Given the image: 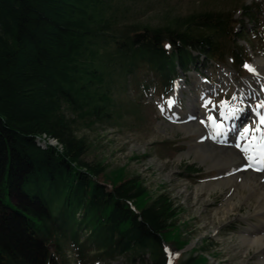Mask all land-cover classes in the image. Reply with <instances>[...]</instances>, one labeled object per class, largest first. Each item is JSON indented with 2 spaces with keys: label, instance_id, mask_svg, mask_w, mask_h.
<instances>
[{
  "label": "trees",
  "instance_id": "trees-1",
  "mask_svg": "<svg viewBox=\"0 0 264 264\" xmlns=\"http://www.w3.org/2000/svg\"><path fill=\"white\" fill-rule=\"evenodd\" d=\"M113 2L0 0V264H69L67 247L79 264H208L170 259L191 244L174 201L123 168L108 175L76 129L109 118L119 80L166 91L184 68L242 57L245 24L211 10L119 26Z\"/></svg>",
  "mask_w": 264,
  "mask_h": 264
},
{
  "label": "rangeland",
  "instance_id": "rangeland-1",
  "mask_svg": "<svg viewBox=\"0 0 264 264\" xmlns=\"http://www.w3.org/2000/svg\"><path fill=\"white\" fill-rule=\"evenodd\" d=\"M113 1L119 26L134 23L166 26L173 24L176 18L211 10L232 11L243 20L245 32L240 31L235 43L242 57L234 59L227 55L221 63H200L184 68L185 73L180 70L179 79L166 91L155 87L146 90L143 84L139 87L129 85L126 89L119 80L113 88L116 104L109 118L91 123L86 122L89 119L79 121L76 132L87 141V158L106 164L108 175L123 168L125 178L140 175L154 194L164 192L174 201L179 211L177 225L182 237L191 243L185 253L171 254L174 263L183 262L200 252L208 264H264V246L248 249L241 239L244 231L264 227V218H246L250 210L254 213L256 198L250 197L249 203L237 205V200L252 193L246 188H238L237 198L232 200L236 205L225 210L230 188L212 191L205 185L214 180L218 168H211L206 158L196 159L194 153L187 155L201 141L198 133L184 131L186 126L176 127L191 120L197 130L207 131L206 124L200 119L201 105L203 112L213 113L234 97L233 89L248 95L246 108L252 109L250 102L255 93H259L256 87L259 80L256 73L250 72L245 65L254 70L259 61H264V0ZM243 5L252 7L247 17L242 14ZM198 67L202 68L203 76L196 71ZM198 80L206 86H203V94L197 90ZM178 85L181 93L177 91ZM177 92L180 96L176 106L172 104L176 108L174 112L168 101H173ZM192 102L200 104L199 107L191 106ZM195 112L199 113L198 117H192ZM182 119L185 121L181 122ZM248 122L249 117L241 124ZM54 139L50 138V141L58 143ZM236 143L237 140L232 138L227 145L236 149ZM204 247L207 250L204 251ZM66 252L69 264H79L72 247H67ZM109 263L129 264L125 256L94 264Z\"/></svg>",
  "mask_w": 264,
  "mask_h": 264
},
{
  "label": "bare ground",
  "instance_id": "bare-ground-1",
  "mask_svg": "<svg viewBox=\"0 0 264 264\" xmlns=\"http://www.w3.org/2000/svg\"><path fill=\"white\" fill-rule=\"evenodd\" d=\"M254 72L256 73L257 79L259 80V84L257 83L258 85H256L259 93H255L254 99L250 102L252 109L249 110L246 108L248 95L243 94L239 91V89H233V92L235 93L234 97L236 99L232 98L230 101L226 102L230 107L242 110L240 113H238L239 119H233L230 117L225 118L227 109L222 107V105L218 107V110L213 111V113H209L207 111L203 112V106L201 105L202 110L200 114L202 116L200 119H202L204 124H206L209 133L208 130H197L191 120H186L184 124L176 127L186 126L183 128L184 131L198 133L197 135L199 136V140L201 141L199 143H196L195 148L191 149L189 153H187V155L194 153L196 159L199 158L200 160H202L206 158L211 164V168H218L217 175L214 180H211L210 184H203H205L209 188V190L212 191L217 190L218 188H230L229 192L226 195L225 204L227 205V209L225 210L232 209L236 204L238 205L242 202L249 203L247 200L250 197H253L257 200V204L254 207V213H251L250 210L247 217H245L264 218V163L261 162L263 165V170L261 172L256 171L255 169H253L254 160L250 163L249 159L246 158V153L242 151V148L246 147L248 144H253L254 147L257 148L259 144L260 133H254V130L257 127H260L262 131H264V126H261L259 123L260 116L264 115V107H262V105H264L263 60L259 61L254 66ZM196 83L197 85L199 84L197 90L200 92V94H203L205 91L204 87L206 86L199 80L196 81ZM180 88L181 86L178 85V92H180ZM180 93L173 97L175 106ZM203 104L205 105V103ZM174 105H171L170 108L173 109L174 112H176V108H174ZM199 105L200 104H198L197 102H192L191 104V106L197 107H199ZM194 116L198 117L199 113L195 112V114H192V117ZM248 117L250 118V122L241 124V122ZM213 120L215 121V123H213ZM183 121L185 120L182 119L181 122ZM218 125L219 127H217ZM244 127H248L250 129L249 133L242 134ZM233 133H235V135ZM253 134H255L257 137L256 141H253L251 139ZM232 138H235L237 140L236 145H241V147L235 149L230 145H227L228 141ZM203 141L208 142L203 143ZM205 144H208L209 146L205 148ZM239 167H243V169L240 170ZM205 185H203V187H205ZM200 187L202 189V186ZM238 188H246L252 193L247 198L242 197L239 200L236 199V204L233 205L232 200L237 198L236 196L238 193ZM241 239L244 246H246L248 249L252 247H257L260 249L262 246H264V227L262 229L244 231L243 237Z\"/></svg>",
  "mask_w": 264,
  "mask_h": 264
},
{
  "label": "snow or ice",
  "instance_id": "snow-or-ice-1",
  "mask_svg": "<svg viewBox=\"0 0 264 264\" xmlns=\"http://www.w3.org/2000/svg\"><path fill=\"white\" fill-rule=\"evenodd\" d=\"M166 47H170V46H166ZM245 67L250 72L254 71L248 65H245ZM233 99H236V98L233 97ZM173 103H174V101H172V100L168 101L169 106H171ZM222 107L227 109V112L225 114V118H229L230 117V118H233V119H239L238 113H240L242 111L241 109L230 107L227 103L222 104ZM262 107H264V105H262ZM213 123H215L214 120H213ZM259 123H260L261 126H264V115L260 116ZM217 127H219V125ZM249 131H250V129L248 127H244L243 131H242V134L249 133ZM254 133H260L259 144H258V148H259L258 154H256V147H254L253 144H248L246 147H243L242 151L246 153V158L249 159L250 163L253 160H260L262 163H264V131H262V129L260 127H257L254 130ZM251 139L253 141H256L257 140L256 135L253 134ZM237 147H241V145H237ZM257 170H260V169H257Z\"/></svg>",
  "mask_w": 264,
  "mask_h": 264
},
{
  "label": "water",
  "instance_id": "water-1",
  "mask_svg": "<svg viewBox=\"0 0 264 264\" xmlns=\"http://www.w3.org/2000/svg\"><path fill=\"white\" fill-rule=\"evenodd\" d=\"M51 142V141H50Z\"/></svg>",
  "mask_w": 264,
  "mask_h": 264
}]
</instances>
